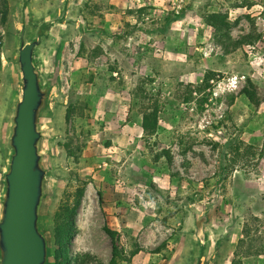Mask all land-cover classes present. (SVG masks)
<instances>
[{"label":"rangeland","instance_id":"rangeland-1","mask_svg":"<svg viewBox=\"0 0 264 264\" xmlns=\"http://www.w3.org/2000/svg\"><path fill=\"white\" fill-rule=\"evenodd\" d=\"M14 1L0 30V115L10 90ZM59 1L31 3L43 14ZM215 12L228 15V36L204 24ZM73 17L79 25L64 52L55 117L63 181L53 205L87 182L71 264L110 263L105 226L123 237L126 260L117 264H185L192 218L206 212L225 238L220 264H264V102L255 109L242 94L250 78L264 95V0H82ZM249 35L262 38L239 45ZM208 71L216 78L203 87ZM232 77L239 87L227 91ZM140 87L162 97L160 130L148 140L132 108ZM238 141L252 149L221 165V151ZM160 151L170 166L153 162ZM245 220L251 241L239 253Z\"/></svg>","mask_w":264,"mask_h":264},{"label":"water","instance_id":"water-1","mask_svg":"<svg viewBox=\"0 0 264 264\" xmlns=\"http://www.w3.org/2000/svg\"><path fill=\"white\" fill-rule=\"evenodd\" d=\"M82 0H60L39 14L15 0L6 61L10 90L0 115V264H54L50 213L62 183L56 110L63 57ZM224 237L209 213L193 216L185 264H220Z\"/></svg>","mask_w":264,"mask_h":264},{"label":"trees","instance_id":"trees-1","mask_svg":"<svg viewBox=\"0 0 264 264\" xmlns=\"http://www.w3.org/2000/svg\"><path fill=\"white\" fill-rule=\"evenodd\" d=\"M11 15V6L9 0H0V30L8 26ZM204 24L215 31H221L228 36V32L232 27L231 22L228 19V15L221 12H215L206 14L204 17ZM261 35H249L240 40L239 45L254 44V42L261 39ZM2 48V42L0 38V52ZM84 44L81 46V55H83ZM1 66V61H0ZM216 75L211 71H208L202 81L203 87H207L209 81L214 80ZM242 94L246 97L248 102L258 109L264 102V95L260 93L259 87L252 79H247ZM160 91L153 97L151 94L140 87L135 91L133 96L132 108L136 109L138 116L141 119V130L143 137L148 140L151 137H155L160 130V116H161V99ZM76 111V109H75ZM74 113V109L68 107L66 113V120H70L71 115ZM58 146V144H57ZM252 147L243 145L240 141L230 142L225 149L221 151V165L231 163L234 157L243 150H251ZM65 150L69 155L72 154V143L65 145ZM153 153V152H152ZM230 156V158H229ZM164 158L167 165L172 164V158L166 151L155 152L153 156V162H160ZM232 158V159H231ZM80 185L72 193H64L59 205L53 208L50 213V230L54 245L53 260L54 264H71L69 259V247L72 239L75 235L76 226L75 218L78 208L84 196V190L87 186L86 181H80ZM252 218V217H251ZM103 231L110 239L111 242V260L109 264H117L118 261H125V252L123 245V237L120 233L112 231L109 227L105 226ZM251 241V229L250 222L244 221L242 236L237 244V251L240 253L246 243ZM250 245V244H246Z\"/></svg>","mask_w":264,"mask_h":264},{"label":"built area","instance_id":"built-area-1","mask_svg":"<svg viewBox=\"0 0 264 264\" xmlns=\"http://www.w3.org/2000/svg\"><path fill=\"white\" fill-rule=\"evenodd\" d=\"M239 87V77H232L228 80L227 84L225 85V89L227 91H234ZM219 90H221V86H218V88L214 91L213 96L217 97Z\"/></svg>","mask_w":264,"mask_h":264}]
</instances>
